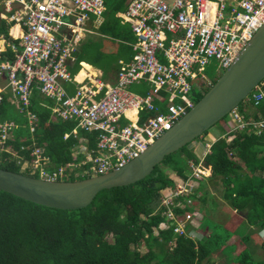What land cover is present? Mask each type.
I'll list each match as a JSON object with an SVG mask.
<instances>
[{
	"label": "built area",
	"instance_id": "obj_1",
	"mask_svg": "<svg viewBox=\"0 0 264 264\" xmlns=\"http://www.w3.org/2000/svg\"><path fill=\"white\" fill-rule=\"evenodd\" d=\"M106 8V0L4 3L1 18L9 19L12 25L8 37L0 34V104L8 95V100L27 116L33 133L38 123V114L31 108L36 88L54 101L52 118L76 122L65 138L77 135V129L94 132L97 137L95 151L88 148L87 138H81L82 162L54 166L45 148L35 142L30 160L8 144L15 121H0V151L18 158L22 170L61 180L69 167L80 166L82 175L92 176L125 165L194 105V82H211L205 67L214 59L219 69L228 68L264 25V0H128L126 10L118 15L131 24L136 36L134 59L121 64L114 83L91 72L81 77L72 74L68 64L88 30V22L99 21ZM64 81L78 84L74 94H69ZM139 82L149 86L145 94L130 89ZM251 99L255 105L264 99V79L248 97ZM230 115L229 132L235 123L239 127L246 124L237 108ZM255 126L264 130V119ZM26 148L21 146V150ZM200 171L194 175H203ZM190 177L184 180L188 183ZM182 193L177 187L175 198H162L169 219L177 222L175 230L180 233L185 231L180 220L186 218L177 220L171 205Z\"/></svg>",
	"mask_w": 264,
	"mask_h": 264
},
{
	"label": "trees",
	"instance_id": "obj_2",
	"mask_svg": "<svg viewBox=\"0 0 264 264\" xmlns=\"http://www.w3.org/2000/svg\"><path fill=\"white\" fill-rule=\"evenodd\" d=\"M106 3V21L100 30L124 41L126 35L122 33L117 12L126 8V0H106ZM8 31L9 23L0 17V34L8 37ZM78 68L79 64L73 70ZM215 82L211 79L207 88L197 93L195 101ZM51 104V99L34 88L31 108L38 114V123L33 133L24 126L27 117L18 112L8 95L0 105V119L19 123L13 130L14 140H10L16 149L31 145L34 136L45 147L54 166L77 163L83 154L77 158L73 154L81 138H87L88 148L95 151L96 134L77 129V135L72 133L65 138L76 122L52 118ZM237 110L246 124L239 127L235 123L234 130H225L222 133L225 136H219L211 144L203 160L188 144L166 156L163 165H157L146 178L104 189L87 207H49L0 189V264H205L204 260L209 261L219 249L227 264H264V242L256 247L255 239L251 240L252 233L264 229V130L255 126V122L264 119V99L255 105L247 98ZM227 136L232 137L230 142ZM23 137L26 139L21 140ZM29 152L30 148L21 151L31 159ZM191 160L209 174L191 176ZM0 166L37 176L30 169L22 170L17 159L6 151L1 153ZM164 166L174 169L185 180L191 176L193 183L189 193L180 194L171 205L178 216L195 213L183 233L175 231L177 222L167 219L168 207L162 204L163 189L176 188ZM72 169L64 180H76L74 169L79 168ZM213 188L220 189L222 199L236 214L235 220L221 222L210 218V208L217 207ZM198 199L201 206L194 204ZM200 213L203 222L196 216ZM194 225L204 231L202 238L190 236ZM240 230L243 232L240 238L228 243ZM142 245L146 251L141 249Z\"/></svg>",
	"mask_w": 264,
	"mask_h": 264
},
{
	"label": "water",
	"instance_id": "obj_3",
	"mask_svg": "<svg viewBox=\"0 0 264 264\" xmlns=\"http://www.w3.org/2000/svg\"><path fill=\"white\" fill-rule=\"evenodd\" d=\"M263 79L264 25L204 96L171 129L125 165L76 180H49L0 166V189L49 207H87L104 189L130 185L146 178L166 156L191 144L229 115Z\"/></svg>",
	"mask_w": 264,
	"mask_h": 264
},
{
	"label": "crops",
	"instance_id": "obj_4",
	"mask_svg": "<svg viewBox=\"0 0 264 264\" xmlns=\"http://www.w3.org/2000/svg\"><path fill=\"white\" fill-rule=\"evenodd\" d=\"M127 3H128V0H126V8H127ZM106 5H107V3H106ZM2 8H4V6H0V13L1 14H3V12H4V10ZM107 8H108V5H107ZM107 8H106V11H107ZM126 8L124 10L117 12V16L120 18V22L122 25L121 26L122 33L126 35V37L123 39L124 41H120V39H114L112 33H109L107 31H106V33H104L100 30L101 25L103 24L104 21H106L105 20L106 16H107L105 13L106 11L104 12L102 18L99 21L90 20L88 22V24H87L88 30L83 34L82 38L78 42V44L76 46V50L73 52L72 58L68 64V69L72 74H78V76L81 77V76H84L86 74V72H91L92 74H100L102 76V78L108 82H111V83L116 82V80L118 78V71L120 70L121 64L124 62L132 61L134 59V56H135V50L133 47V43L136 41V36L132 30L131 24L128 22H123L122 18L118 15L119 12L125 11ZM1 14H0V16H1ZM9 29H10V25H9ZM8 33H9V31H8ZM91 49L96 50L97 52H95V53H97L100 57H97V58L92 57L88 53V50H91ZM114 49H118L121 51L113 52ZM78 64H79L78 70L74 71L73 69ZM85 64L90 65L91 69L86 68ZM84 70L86 72H84V74H81ZM64 85H65L67 91L69 92V94H74L76 91V88L78 86V84L70 82V81H64ZM130 89L134 92H137L140 94H145L149 90V86L145 82H139V83H134L133 85H131ZM49 99H51V98H49ZM157 102H159V101H157ZM53 103H54V101L52 100V104L49 106V108L51 109V114H52ZM43 104H47V103L43 102ZM15 108L17 109L16 106H15ZM18 112L20 113L19 110H18ZM55 118H58V117H54V119ZM59 119H61V118H59ZM10 120L15 121L14 119H0L1 122L10 121ZM14 123L16 124V126H18V124H19V123H16V121ZM24 126L29 127L28 126V118H27V122H26V124H24ZM13 130H14V128H13ZM13 130L10 131V139L8 141V144H11L12 146H13V143L10 140H14ZM33 137L34 136H32V141L30 143L31 145H24L27 147L26 149L30 148V151L33 147V145H32L33 142L38 144L36 142V138H33ZM25 139L26 138L23 137L21 140H25ZM79 145H78V147H79ZM42 147H44V146H42ZM78 147H77V149L74 150V154H73V156H76V158L79 157L80 153H82ZM14 149H16V148L14 147ZM17 150H19V149H17ZM20 151H22L21 148H20ZM2 152L3 151H0V158H1ZM9 153H11V152H9ZM23 155L25 156V154H23ZM14 158L16 159V157H14ZM26 159H28V158H26ZM82 159H83V157H82ZM17 160H18V158H17ZM28 160H30V159H28Z\"/></svg>",
	"mask_w": 264,
	"mask_h": 264
},
{
	"label": "rangeland",
	"instance_id": "obj_5",
	"mask_svg": "<svg viewBox=\"0 0 264 264\" xmlns=\"http://www.w3.org/2000/svg\"><path fill=\"white\" fill-rule=\"evenodd\" d=\"M5 2H6V0H0V6H4V3ZM2 9L4 10V8H2ZM7 19H8V16H7ZM6 21L9 23L10 26L12 25V23L9 21V19L6 20ZM117 51H121V50L114 49L113 52H117ZM95 52H97V51L96 50H93V49L88 50V53L92 57H94V58L100 57ZM204 72L213 81H215V80H217L221 76V74L224 72V70L219 69L218 68V62L213 59L212 62L208 66L205 67ZM194 86H195V89L191 92L192 93L191 94V98H192V100L194 102H196L195 100H196V97H197V93H199L202 90H204L205 88H207L208 84H207V82L203 83L202 81H199V79H197L194 82ZM195 91H196V94L193 93ZM244 103H246V101H244ZM229 118H231V115L230 114H229V116H227L225 118L226 119L225 121H222L221 120V121L217 122L214 126H212L208 130L207 133L203 134V136H200V137L196 138L189 145L190 148H192L194 150V152L198 155V157L201 160H203V158L206 155L207 151L209 150V147L211 146V144L214 141H216L219 136L220 137L225 136L224 134H222V133L225 132V130H227L226 132H229V130H230V126H229L230 125V120H229ZM227 123H228V125H227ZM227 137H228L227 138L228 141L230 142L232 140V137H230V136H227ZM80 147L81 146L79 145L78 148L80 149ZM74 158H76V156H74ZM81 159L82 158H80V161L82 162L84 159L83 160H81ZM52 164H53V162L51 163V165ZM160 164L163 165V163H160ZM189 165H190V169H191V175H194L197 172H201L200 171L201 166L199 164L196 165L193 160H191L189 162ZM78 168L79 169H77V170L74 169L77 172V175H75L76 176V179H82V178L85 177V175H82V173H84V171L82 170V168L80 166ZM164 168H165V171L169 174V177L172 178L176 182V188L169 187V188L163 189V191H162V197L164 198V196L165 197L170 196V197H172V199L175 198V195H173V194H174L175 190H177V187L180 188V190H182L183 192H185V194H188L189 191H190V189L192 188V185H193V183L191 182V180L187 183L184 180V178H182L181 176H179L174 169L170 168L169 166H164ZM68 170H73V169L69 167ZM203 172H204L203 175L209 174V171L208 170H204ZM37 176H40V173L39 172L37 173ZM62 179H64V177ZM183 180L187 184H185ZM212 191H213V194L215 196L214 199L217 201V207L216 208H210L211 209V211H210L211 212V214H210L211 217L210 218L213 217L214 218L213 220H215V221L216 220H220L221 222H223V221L226 222L227 220H235L236 219V214L231 209V207L229 205H227V203L225 202V200L222 199V193H221L220 189L218 188V189L215 190V188H213ZM200 194L201 193H199L198 195H200ZM174 202H175V200H174ZM194 204H196V206H201V201L199 199L198 200H195L194 201ZM194 215H195V213L192 214V217H188L189 215L187 213H184V215H180L179 217H178V215H176V218H177V220H180L181 217H185L186 218L185 219L186 221L185 220H180L182 226L185 228V225L187 223H189L190 220L193 219ZM207 215H209V213H207ZM196 216H197V218H198V220L200 222H203L204 221V219H203L204 216L202 215V213L197 214ZM167 219H169V218H167ZM176 232H178V231H176ZM178 233H180V232H178ZM242 233H243L242 230H240V232H238V233L236 232L227 242L228 243L235 242L236 239H239L240 238V235ZM189 234H190V236L192 238H198V239H200V238L203 237L204 231L202 230L201 227L197 228L194 225V226H192L191 232ZM252 234L253 235L251 237V240L253 241L255 239V241H254L256 243L255 246L256 247H260L261 244H263V242H264V229L263 230H258L256 233H252ZM141 249L143 251H146L147 250V248H146L145 245H142ZM204 263L205 264H227V259H226V256L225 255H222L221 249H219V250L214 251V253L212 254V258L209 261L204 260Z\"/></svg>",
	"mask_w": 264,
	"mask_h": 264
},
{
	"label": "bare ground",
	"instance_id": "obj_6",
	"mask_svg": "<svg viewBox=\"0 0 264 264\" xmlns=\"http://www.w3.org/2000/svg\"><path fill=\"white\" fill-rule=\"evenodd\" d=\"M85 66H86V68H90L91 69V66L90 65H86L85 64ZM84 72H86V71L84 70L81 74H84Z\"/></svg>",
	"mask_w": 264,
	"mask_h": 264
},
{
	"label": "flooded vegetation",
	"instance_id": "obj_7",
	"mask_svg": "<svg viewBox=\"0 0 264 264\" xmlns=\"http://www.w3.org/2000/svg\"><path fill=\"white\" fill-rule=\"evenodd\" d=\"M39 177V176H38Z\"/></svg>",
	"mask_w": 264,
	"mask_h": 264
}]
</instances>
